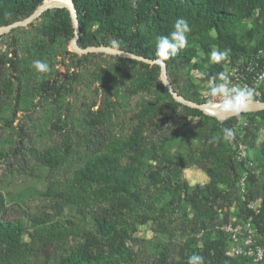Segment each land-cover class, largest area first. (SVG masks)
Returning <instances> with one entry per match:
<instances>
[{"label":"trees","instance_id":"trees-1","mask_svg":"<svg viewBox=\"0 0 264 264\" xmlns=\"http://www.w3.org/2000/svg\"><path fill=\"white\" fill-rule=\"evenodd\" d=\"M45 1L48 0H0V28L24 21ZM70 1L78 24L76 45L81 50L106 48L154 62L158 60L157 38L168 35L177 18L187 20L191 26L192 31L188 38L193 39L195 29L202 28L204 34L200 44L204 51L209 52L208 43H214L218 50H229L227 60L231 62L239 58H250L257 51L264 50V41L249 48L245 46L242 37H237L228 30L238 12L250 17L258 10L260 19H264V0H241V5L235 3V0ZM36 20L40 21L35 25L33 23L28 25L35 31L33 38H16V49L12 51L11 56L0 55V87L5 95L15 92L16 104H22L34 94H40L42 98L54 102L58 108L64 95L69 93L70 86L67 82L76 81L77 76L69 79V76L65 75L64 79L57 80L52 78L49 72L45 77H38L34 75L36 70L33 61L43 60L48 63L50 58L46 47H55L64 39L66 43L71 42L75 35L74 27L70 13L65 8L48 9ZM20 29L22 28H13L10 32L17 33ZM209 31L215 33L213 38L208 36ZM38 39H42L43 44ZM113 41H117L118 45H114ZM21 52L26 54L25 58L20 56ZM68 55L77 62L82 60L76 55L69 53ZM88 55L92 54L88 52L81 57L84 59ZM194 55V49L186 47L178 52L176 57L163 63L166 79L172 90L190 103L203 105L207 104V101H200L195 95L177 93L173 83L179 69L189 63ZM115 59L119 58L115 56ZM122 59L127 61L126 69L130 72L129 75L142 89L149 90L153 83L157 82L163 97L167 99V102L162 104L159 96L151 103L141 106V114L136 118L129 145L117 152L127 155L130 166L121 169L117 162H112L110 156L107 158L98 156L90 165L87 164L80 176H83L84 181L97 182L99 187L96 193H93L96 204L83 212L82 225L71 221L61 223L60 219L52 222L54 219L52 214L37 212L27 205L25 211L19 212L21 217L18 222H6L4 216L9 210L0 194V264H93L102 259L105 252L121 255L126 237L134 231V223L147 221L158 210L157 197L146 195V189L142 186V178L145 176L143 159L147 154L154 159L159 158L160 162L155 172L150 173V177L154 182L164 183L161 177L165 175V170L161 164L166 162L173 165L174 159L161 147L164 144V140L160 138L163 136V127L168 125L169 129L174 128L175 132H179L188 125L186 120L189 117L200 118L202 126L208 131L206 137L207 140L210 139L206 154L202 156L205 161L198 160L196 165L206 170L212 178L206 186L195 187L192 193L195 200L193 203H199L202 199L205 201L210 199L215 203L222 198L223 194L218 189V179L215 178L220 177L213 166L214 162L210 163L212 165L210 168L205 165L209 157H215L218 151L216 140L212 142L213 134L219 132L222 138L223 129H232L237 123V117L220 123L211 117L217 125L212 124L208 128L206 121L208 116L196 108L182 105L172 99L162 82L158 80L160 75L158 64H148L132 58ZM225 61L214 63L207 71L208 74L210 76L218 74ZM11 79L16 84L12 83ZM103 94L96 112L91 111L94 105L82 104L83 106L79 108L87 132L84 135L87 137V147L90 144L100 146L101 141L105 140L104 135L111 117L116 116L119 111L115 107L117 102H113L107 93ZM51 127L61 131L55 123H52ZM145 128L150 130L146 136L143 135ZM259 153L264 157V146L260 148ZM29 154L50 167L58 164L60 159L58 152H37L30 149ZM105 162L109 168H106ZM96 178L101 181L93 180ZM185 188L184 185V191ZM50 191L54 199L52 207L54 213H59L61 209L59 203L68 201V198L61 190ZM69 197L72 199V195ZM235 216L248 221L255 232L264 238V199L257 210L239 209ZM229 223L226 215L219 216L211 207L204 214L195 215L188 227V239L179 246L180 259L177 264H187L188 258L193 254L202 256L204 264H253L254 258L251 256L231 257L226 254L227 239L222 226ZM197 242H201V245L195 246ZM171 253L169 249H165L147 264H173Z\"/></svg>","mask_w":264,"mask_h":264},{"label":"rangeland","instance_id":"rangeland-1","mask_svg":"<svg viewBox=\"0 0 264 264\" xmlns=\"http://www.w3.org/2000/svg\"><path fill=\"white\" fill-rule=\"evenodd\" d=\"M235 3L241 5V0H235ZM39 21L12 26L22 28L17 33H11V29L1 32L0 55L11 56L16 49V38H33L35 31L28 25H35ZM228 30L242 37L245 46L249 48L264 41V19H260L258 10L250 17L238 12ZM203 34L202 28H196L193 39L188 38L187 47H192L195 55L179 69L173 83L177 93L195 95L200 101L218 105V101L208 97L206 81L197 76L198 71H208L214 65L211 62V51L216 46L208 43L209 52L204 51L200 44ZM208 36L213 38L215 33L209 31ZM38 41L42 42V39ZM46 51L50 58L49 71L41 73L34 68V75L45 77L50 72L52 78L57 80L64 79L65 75L69 79L77 76V80L67 82L69 93L64 95L58 108L54 102L42 98L40 94H34L31 99L16 104L15 92L5 95L0 87V194L9 210L4 220L18 222L21 217L19 212L25 211L27 205L37 212L52 214V222L60 219L61 223L71 221L82 225L84 210L96 204L93 193H96L99 185L94 181H84L80 173L98 156H110L112 162H117L121 169L128 168L130 161L127 155L117 152L129 145L136 118L141 114V106L159 96L162 104L167 99L163 97L157 82L153 83L151 89L145 90L134 81L126 69L127 61L122 59L130 57L110 51H93L89 52L92 55L83 59L81 56L86 53L75 51L71 42L66 43L65 39L55 47H46ZM68 53L82 60L77 62ZM20 56L25 58L26 54L21 52ZM115 56L119 59H115ZM11 82L15 83L12 79ZM103 93L117 102L115 107L119 111L111 117L105 140L101 141L100 146L90 144L87 147V137L84 136L87 132L79 108L82 104L94 105L91 111L96 112ZM260 104H264L263 99ZM211 117L208 116L206 120L208 128L212 124L217 125ZM215 119L217 123L222 122ZM186 121L188 125L181 126L183 128L179 132H175L174 128L169 129L168 125L163 127V136L160 138L164 144L161 147L174 159L173 165L166 162L161 164L165 170V175L161 177L164 183L154 182L150 177L160 162L159 158L154 159L147 154L143 159L145 176L142 178V186L146 189V195L157 197L158 210L147 221L134 223V231L126 237L121 255L105 252L104 257L93 264H147L165 249L172 252L173 264H177L180 259L179 246L188 239L190 221L195 215L204 214L210 207L219 216L226 215L231 223L222 226L227 239L226 254L236 257L234 252L247 246L254 259L258 258L257 253L260 251L261 259L253 264H264V238L255 232L248 221L235 216L239 209L257 210L264 199V157L259 153L264 146V108L237 117V123L232 128L235 139L231 142L221 138L219 132L213 134L212 142L216 140L218 151L215 157H209L205 166L210 168V163L214 162L213 166L220 177L215 178L218 179V189L223 195L215 203L210 199L193 203L195 187H204L212 180L206 170L196 165L198 160H203L210 138L207 140L208 131L202 126L200 118L189 117ZM52 123L57 124L61 131L53 129ZM149 133L150 130L145 128L143 135ZM30 149L58 152L59 163L54 167L43 164L29 154ZM105 165L109 168L106 162ZM93 180L101 181L98 178ZM52 189L61 190L68 198V201L59 203V213H54L52 208ZM200 245L201 242L195 244Z\"/></svg>","mask_w":264,"mask_h":264},{"label":"clouds","instance_id":"clouds-1","mask_svg":"<svg viewBox=\"0 0 264 264\" xmlns=\"http://www.w3.org/2000/svg\"><path fill=\"white\" fill-rule=\"evenodd\" d=\"M192 31L187 20L177 18L174 21L172 31L168 35L159 36L156 41L157 63H162L170 58L177 56L178 52L188 46V34ZM118 45L117 41L112 42ZM229 50L223 51L213 49L211 51V62L219 64L227 60ZM33 67L41 73L49 71V65L43 60H34ZM197 76L200 80L206 81L207 95L211 99L218 101L221 112L229 113L239 117L248 110L254 97V90L248 86L233 84L230 75L225 71H220L215 76H210L207 71H198ZM223 139L231 142L235 139V133L230 128L223 129ZM187 264H204L203 257L193 254L188 258Z\"/></svg>","mask_w":264,"mask_h":264},{"label":"built area","instance_id":"built-area-1","mask_svg":"<svg viewBox=\"0 0 264 264\" xmlns=\"http://www.w3.org/2000/svg\"><path fill=\"white\" fill-rule=\"evenodd\" d=\"M221 71L230 75L233 84L252 88L254 90L253 98H256L252 102L260 104V100H264V50L257 51L250 58H239L233 62L227 60L221 65ZM234 253L236 256H251V251L247 246ZM257 256L258 258L254 259V262L261 259L260 251Z\"/></svg>","mask_w":264,"mask_h":264},{"label":"water","instance_id":"water-1","mask_svg":"<svg viewBox=\"0 0 264 264\" xmlns=\"http://www.w3.org/2000/svg\"><path fill=\"white\" fill-rule=\"evenodd\" d=\"M63 1H66V0H63ZM69 3H70V6H67L65 4H51L50 3V0L48 1H45L38 9L35 10V12L29 16L27 19H25L24 21L22 22H18V23H15L9 27H4V28H0V33L1 32H4L6 30H10L12 28H15L16 26L18 25H25L33 20H35L42 12L48 10V9H55V8H65L69 11L70 13V16H71V20H72V23H73V27H74V38L72 39L71 41V47L72 49H74L75 51L79 52V53H88V52H93V51H110L112 53H115V54H119V55H123V56H127V57H130V58H134V59H137V60H141L143 62H147V63H150V64H158L160 66V80L162 82V84L164 85L165 89L172 95V97L180 104L182 105H186L188 107H191V108H196L198 110H200L203 114L205 115H208V116H211L209 115L208 113H206L202 108L201 106L202 105H196V104H193V103H190L188 101H186L185 99H183L182 97L178 96L171 88L170 84L168 83L167 79H166V72H165V65L164 63H157V61H148V60H145V59H142V58H139V57H133V56H130L128 54H124V53H121V52H118V51H114V50H110V49H106V48H89V49H85V50H81L77 47L76 45V40H77V33H78V24H77V19H76V14H75V10L73 8V5L71 3L70 0H68ZM12 26H15V27H12ZM203 105H206V104H203ZM260 108H256V109H252V110H247L246 112H249V111H257L261 108H264V104H260ZM244 112V113H246ZM213 117V116H212ZM228 117H233L231 114H227V116H224L222 118H217L218 120H221V121H224L226 119H228ZM216 118V117H215Z\"/></svg>","mask_w":264,"mask_h":264},{"label":"bare ground","instance_id":"bare-ground-1","mask_svg":"<svg viewBox=\"0 0 264 264\" xmlns=\"http://www.w3.org/2000/svg\"><path fill=\"white\" fill-rule=\"evenodd\" d=\"M51 4H65L67 6H70V3L68 1H63V0H52L50 1ZM260 104L251 102V104L248 107V110L260 108ZM201 108L208 113L211 116H214L216 118H222L224 116H227L229 113H224L219 110L218 105L212 104V103H207L206 105H202Z\"/></svg>","mask_w":264,"mask_h":264}]
</instances>
